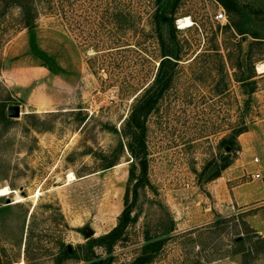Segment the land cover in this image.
Segmentation results:
<instances>
[{"label": "rangeland", "instance_id": "374dc122", "mask_svg": "<svg viewBox=\"0 0 264 264\" xmlns=\"http://www.w3.org/2000/svg\"><path fill=\"white\" fill-rule=\"evenodd\" d=\"M173 1L174 27L191 24L177 29L176 72L145 119L135 196L139 168L113 128L155 71V1L40 0L36 26L26 29L19 7L0 0V264H89L78 245L110 230L125 202L133 220L112 264L129 263L144 237L165 238L147 264H242L238 238L257 250L246 264H264V249L251 242H264V42L249 45L253 33L264 39V0H233L244 35L225 27L219 0ZM124 5L130 28L118 26ZM219 11L225 18L215 21ZM250 62L254 82L237 81ZM9 105L17 117H7ZM240 123L246 130L227 152L220 140ZM67 246L73 255L59 261ZM93 253L104 255L100 246Z\"/></svg>", "mask_w": 264, "mask_h": 264}, {"label": "trees", "instance_id": "16d2710c", "mask_svg": "<svg viewBox=\"0 0 264 264\" xmlns=\"http://www.w3.org/2000/svg\"><path fill=\"white\" fill-rule=\"evenodd\" d=\"M40 0H11L14 4L19 7V22L23 28L31 29L36 26V2ZM155 4L153 6L150 18L152 20V29L154 31V36L156 39L158 59L155 71L150 79V81L131 98L130 105L127 113L122 118L118 125V129L113 128V131L117 133L120 138V150L123 146L125 151L130 158V162L136 164L139 168V176L133 178V195L136 196L138 185L141 187L142 179L145 177V141H144V130H145V119L147 115L152 112L157 106L158 101L164 95V92L170 87L172 83L174 74L176 72V66L179 58L181 57L182 45L179 44L178 40L175 38L177 29L173 24L172 13L174 12V1L173 0H154ZM219 3L227 12L228 22L225 25L226 28L233 29V33L237 35H244L247 31L240 28L238 23L233 21L236 14H241V9L233 0H219ZM47 6L48 3H45ZM118 21L119 18L122 19L119 22L121 28H130L133 26L134 15L132 10L128 5H124L123 8L118 9L116 12ZM232 33V34H233ZM235 37V35H234ZM251 37L254 39L249 45L260 44L264 42L263 37L258 36L257 33H253ZM234 45L240 47L239 40H234ZM248 72L243 76L242 72L239 71L235 75L236 80L242 82L246 80L247 82H254V77L256 76L253 63L250 62L248 66ZM242 74V75H241ZM2 105L0 104V107ZM0 108V112H1ZM2 115V114H1ZM246 130L245 125L242 123L237 124L233 127L232 132L226 137L220 140V144L223 146H229L230 149L233 148L235 136ZM122 152V151H121ZM117 156L110 157L106 159L102 168H108L115 164ZM225 166V162L217 164L215 171L212 173L209 179L215 178L219 175L220 170ZM133 171L129 170V179L133 177ZM132 209V202H125L124 208L117 216L116 224L104 234L97 237H92L87 239L83 244L78 245L79 248L83 249L84 254L82 255V260H87L89 264H112L113 261V246L117 241L121 240V236L124 233L125 227L133 220L130 216ZM164 237L152 239L149 237H144L143 242L139 246V250L135 257L127 264H147L152 260L154 255L160 250ZM242 238L235 239L237 247L235 252L241 254L242 264H246V258L253 252H257L256 249L245 248L242 245ZM251 242L254 247L257 244H261L264 249L263 240L255 236L251 237ZM100 246L103 248L104 255H96L93 253V247ZM68 248L65 247L58 260H63L64 256L73 255V250L68 252Z\"/></svg>", "mask_w": 264, "mask_h": 264}, {"label": "water", "instance_id": "95a60500", "mask_svg": "<svg viewBox=\"0 0 264 264\" xmlns=\"http://www.w3.org/2000/svg\"><path fill=\"white\" fill-rule=\"evenodd\" d=\"M6 115H7V117H10V118L17 117L19 115V107H18V105H9V106H7ZM224 150L228 152L229 146H225ZM227 156H228V154L223 156V157H221L220 158V162L224 161ZM9 201H11V200L7 199L6 202H9ZM83 236L86 239L89 238V237H92L93 236V231L91 229H89V228H84L83 229ZM68 249H69V247H68Z\"/></svg>", "mask_w": 264, "mask_h": 264}, {"label": "bare ground", "instance_id": "6f19581e", "mask_svg": "<svg viewBox=\"0 0 264 264\" xmlns=\"http://www.w3.org/2000/svg\"><path fill=\"white\" fill-rule=\"evenodd\" d=\"M178 24H179V27H180V28H185V27L189 26V24H191V22H190L189 18H184V19H180V20L178 21ZM263 69H264V65H259V66L257 67V70H258L259 73L262 72ZM38 194H39V193H38ZM18 201H19V200H18ZM18 201H17V202H18Z\"/></svg>", "mask_w": 264, "mask_h": 264}, {"label": "built area", "instance_id": "2783aa9c", "mask_svg": "<svg viewBox=\"0 0 264 264\" xmlns=\"http://www.w3.org/2000/svg\"><path fill=\"white\" fill-rule=\"evenodd\" d=\"M213 18H214V20L215 21H221L222 19H224L225 17H224V14H223V12H217V13H215L214 15H213ZM176 27L178 28V26H179V24L177 23V21H176ZM252 178H257L258 176H259V174L258 173H253L252 175Z\"/></svg>", "mask_w": 264, "mask_h": 264}]
</instances>
